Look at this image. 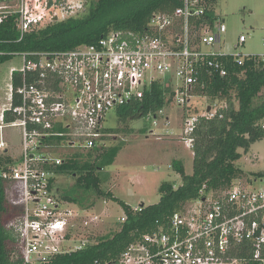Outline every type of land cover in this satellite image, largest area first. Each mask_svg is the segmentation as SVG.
<instances>
[{
  "label": "built area",
  "instance_id": "built-area-1",
  "mask_svg": "<svg viewBox=\"0 0 264 264\" xmlns=\"http://www.w3.org/2000/svg\"><path fill=\"white\" fill-rule=\"evenodd\" d=\"M16 1L0 7V23L16 15L20 39L49 23L79 16L86 8L85 0ZM177 2L169 12L152 13L143 31L111 30L72 49L14 55L22 57V65L8 70L0 107V152L12 161L0 165V178L11 191L10 203L20 207L7 228L15 241L12 257H19L21 264H47L56 255L89 244L74 243L70 231L78 209L53 190L55 174L49 167L63 163L59 149L87 153L106 148L103 124L108 114L128 106L142 108L147 93L159 86L164 106L143 116L156 120L164 109L180 110L179 137L191 150L200 119L221 118L225 107L214 100L203 108L198 101L206 100L211 80L227 76L229 60L241 65L257 56L264 62V56L222 51L226 27L215 13V0ZM245 42L240 35L234 47ZM164 122L169 126V117ZM8 127L21 130L16 156L9 154L3 136ZM261 173L220 189L203 186L165 225L139 235L116 257L91 264H264Z\"/></svg>",
  "mask_w": 264,
  "mask_h": 264
},
{
  "label": "trees",
  "instance_id": "trees-1",
  "mask_svg": "<svg viewBox=\"0 0 264 264\" xmlns=\"http://www.w3.org/2000/svg\"><path fill=\"white\" fill-rule=\"evenodd\" d=\"M177 6V0H85V15L49 23L21 39L15 26L17 16H8L0 23V65L23 52L68 50L80 44H91L111 30L143 31L152 13L169 12ZM226 69L227 76L214 77L204 92L209 100L224 101L226 105L220 110L221 118H201L197 125L192 148V174L187 175L183 164L174 161L172 167L180 175L181 185L175 187L171 182L162 183L159 202L150 206L141 204L140 211L135 212L122 204L124 221L118 232L101 238L96 244H88L80 251L56 255L47 264H91L97 259L114 258L139 235L165 225L174 212L198 197L203 186L214 190L231 186L238 177L241 179L245 175L248 178L262 177L261 172L244 174L236 162L241 157L239 150L247 153L254 143L264 140V94L261 95L264 91V62L257 56L245 59L241 65L229 60ZM163 97L162 88L154 86L147 93L142 108L128 106L119 113L124 121L143 117L148 111L161 109ZM62 140L58 138L57 141ZM120 149L117 145L101 150L95 148L87 153L73 152L60 166L49 167L55 174L51 181L61 174H69L76 177L77 189L116 200L109 193L102 192L99 172L113 164ZM10 161V157L0 152V165ZM6 188L7 183L0 178V264H21L19 257H12L16 251L15 241L7 228V224L19 214L20 207L10 203ZM61 199L82 205L70 195H61Z\"/></svg>",
  "mask_w": 264,
  "mask_h": 264
},
{
  "label": "rangeland",
  "instance_id": "rangeland-1",
  "mask_svg": "<svg viewBox=\"0 0 264 264\" xmlns=\"http://www.w3.org/2000/svg\"><path fill=\"white\" fill-rule=\"evenodd\" d=\"M16 3V0L0 1V7H10ZM214 8L218 19L223 20L226 27V32L221 36L223 52L264 56V0H215ZM86 13L87 8L80 15ZM240 35L246 37V42L235 48ZM21 65L20 56L0 65V107L4 103L3 88L8 70L18 69ZM205 97L206 100H198L203 108L214 104V100ZM234 103L237 107V103ZM218 104L225 106L226 102L218 100ZM170 108L164 109L163 117L158 116L156 120L143 116L124 121L117 111L105 118L103 126L108 133L107 147L120 145L121 149L113 164L99 172L100 188L104 194L109 193L117 201L77 189L75 176L61 174L54 179L55 195L60 198L64 194L70 195L82 203L72 205L78 209L77 220L70 231L74 243L87 240L89 244H96L101 238L112 236L121 228L120 219L124 216L122 204L130 208H137L141 204L154 205L160 200L159 187L162 183L171 182L175 187L181 185L180 175L172 167L174 161L183 164L187 175L192 174L193 151L186 149L179 137L182 132L178 120L180 110ZM166 117L170 119L169 126L165 125ZM154 120L156 124H153ZM3 136L9 154L16 156L21 144V130L8 127L3 130ZM59 153L66 158L73 151L61 148ZM239 153L241 157L236 165L244 174L264 171V140L254 143L247 153L242 150ZM238 178L234 183L248 178V175ZM6 193L10 197L8 186Z\"/></svg>",
  "mask_w": 264,
  "mask_h": 264
},
{
  "label": "water",
  "instance_id": "water-1",
  "mask_svg": "<svg viewBox=\"0 0 264 264\" xmlns=\"http://www.w3.org/2000/svg\"><path fill=\"white\" fill-rule=\"evenodd\" d=\"M54 21H56V19H54Z\"/></svg>",
  "mask_w": 264,
  "mask_h": 264
},
{
  "label": "crops",
  "instance_id": "crops-1",
  "mask_svg": "<svg viewBox=\"0 0 264 264\" xmlns=\"http://www.w3.org/2000/svg\"><path fill=\"white\" fill-rule=\"evenodd\" d=\"M74 205V204H73Z\"/></svg>",
  "mask_w": 264,
  "mask_h": 264
}]
</instances>
